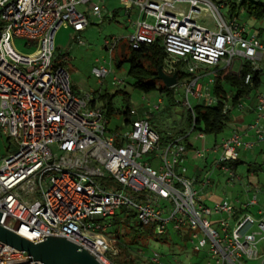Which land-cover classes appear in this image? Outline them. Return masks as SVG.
Masks as SVG:
<instances>
[{
    "label": "built area",
    "instance_id": "2783aa9c",
    "mask_svg": "<svg viewBox=\"0 0 264 264\" xmlns=\"http://www.w3.org/2000/svg\"><path fill=\"white\" fill-rule=\"evenodd\" d=\"M118 1L128 17L135 11L137 20L125 39H105L109 61H99L91 70L99 85L110 74L112 54L122 42L131 49L157 43L166 55L162 71L172 76L173 64L181 62L188 74L174 87L184 89L181 106L193 117L189 97L206 106L217 104L211 93L217 71L238 74L245 62L253 71L261 69L259 32L224 16L223 2ZM103 11L95 0H0V132L16 144L15 151L0 157V213L6 214L0 225L31 242L63 237L99 264H115L111 257L118 253L119 239L105 219L125 209L139 231L151 228L163 236L171 226L173 233L186 235L194 252L206 249L208 263L264 264V206H258L257 195L243 203L222 200L208 206L197 186L200 191L210 188V179L205 175L197 183L183 166L191 145L195 160L213 156V169L227 176V185L241 183L232 165L240 151L264 143V94L255 91L254 118L247 127L255 142L231 131L207 147L205 135L193 131V125L185 135L163 141L148 121L161 99L141 115L129 110L123 126L109 130L97 96L73 93L67 71L53 61L55 34L61 28L80 34L88 26V14L102 18ZM203 13L213 27L199 23ZM15 39L32 52L19 53ZM112 81L121 83L116 77ZM250 81L247 74L244 83ZM242 108L225 100L223 113ZM191 137L200 147L191 144ZM253 207H258L255 215L249 211ZM216 216L220 218L212 222ZM151 262L159 264V256ZM0 264L42 263L0 243Z\"/></svg>",
    "mask_w": 264,
    "mask_h": 264
},
{
    "label": "rangeland",
    "instance_id": "374dc122",
    "mask_svg": "<svg viewBox=\"0 0 264 264\" xmlns=\"http://www.w3.org/2000/svg\"><path fill=\"white\" fill-rule=\"evenodd\" d=\"M99 6H103L102 18H97L88 14V26L80 34L75 35L71 28H61L54 38L55 53L53 55V61L56 64L62 66L69 75L70 88L75 94H86L99 92L101 94H107L112 97L113 113L109 116V130L120 129L123 126V112L125 109L134 110L135 112L142 114L143 111H149L150 106L156 104L159 99L163 104L160 105V110L153 114L150 118L151 126L158 132H165L167 130L175 131L182 127L185 128L184 122L181 120L183 114V107L175 108L173 111H167L165 106L167 104V98L164 94H160L157 91L150 93H143L133 87L134 80L127 75L128 64H122L117 67V62L121 53L125 52V49L119 47L117 52H113L110 62V74L102 79V85L98 84L96 78L91 74V70L94 66L98 65V62L109 61L108 54L104 49L105 39L111 38H123L125 39L133 32V22L137 20V13L131 11L128 17L126 11L120 5L118 0H95ZM216 2H223L225 0H214ZM264 2V0H261ZM181 8L187 11V5H180ZM78 10L83 7H78ZM228 7L221 10V13L228 17ZM117 11V14L113 16L112 12ZM113 16V17H112ZM111 19V20H110ZM238 20L245 25L249 31L257 30L259 32L260 39L264 43V19L256 20L248 18L241 11ZM151 23L152 20H149ZM199 23L213 27L210 18L206 14H201ZM79 41L81 43H79ZM24 41L21 39H15L14 47L22 54L31 53V49H27L24 46ZM173 60H175L173 58ZM176 61V60H175ZM167 65V64H166ZM166 65L164 64L163 69ZM261 68H264V62L260 64ZM173 67L177 69H183V65L173 64ZM235 70H238V66L235 65ZM113 77H116L121 83L113 82ZM264 78V75H262ZM182 80L184 77L181 78ZM259 92L264 94V83L259 87ZM175 99L182 102L184 98V89L180 86L176 87ZM255 91L249 96L241 100V104L244 108L248 107L253 102ZM191 105L197 103L189 97ZM101 106L104 102H98ZM244 113L241 109H233L230 114V121L228 122L223 134L216 137L219 141L222 137L227 136L234 128L235 123L238 122L239 114ZM149 118V116H148ZM177 131V130H176ZM214 138L212 136H205L206 146L210 147L213 144ZM191 144L194 147H200L199 142H195L194 138H189ZM16 150V144L13 139L7 140L0 132V157L8 155V153ZM150 156V155H148ZM206 156V155H205ZM242 156V155H241ZM212 155L206 157L204 160H190L188 157L185 160L183 166L186 169V176L191 178L194 175L195 169H198L201 176H205L210 179L211 192L222 200L233 202L238 196H248L245 187L249 186L247 183H255L257 187V195L259 196V203L264 205V156L257 160L252 158V163L255 162L259 166L256 174H248V165L240 164L237 166L236 173L243 179L244 188L241 184L234 186L227 185V176L221 172L213 169ZM246 163V162H245ZM199 195L202 191L198 192ZM248 193V194H247ZM220 216L212 217L210 220L213 222ZM106 222H111V226L108 231L116 233L119 241L124 243L130 249H128V258L131 260V264H155L151 262V258L157 254L159 256V264H213L208 263L206 259V249L201 252H194L187 241V237L184 234H177L169 231L163 236H157L152 232L149 234H138V237L134 238L131 234V228H135L136 222L134 217L129 219L124 218L123 215L117 214L114 218L105 219ZM216 225H214L215 227ZM216 228V227H215ZM118 250V247H116ZM114 257H111L113 259Z\"/></svg>",
    "mask_w": 264,
    "mask_h": 264
},
{
    "label": "trees",
    "instance_id": "16d2710c",
    "mask_svg": "<svg viewBox=\"0 0 264 264\" xmlns=\"http://www.w3.org/2000/svg\"><path fill=\"white\" fill-rule=\"evenodd\" d=\"M214 1V0H213ZM216 2V1H215ZM228 7L229 16L238 18L240 12L242 11L244 15L248 18H253L256 20L264 19V2L261 0H243L240 4H236L235 0H225L224 3ZM113 16L117 14V11L112 12ZM112 16V17H113ZM111 20V19H110ZM119 47L125 49L124 53H121L119 60L117 62V67L122 64H128L127 75L133 78V87L145 94L157 91L160 94H164L167 98V104L165 109L167 111H173L175 108L180 107L181 102L175 99L176 87L166 88L163 83L156 79L158 69L163 70L164 61L166 59L165 52L163 48L157 44H143L138 49H131L122 42ZM118 48L114 52L118 51ZM56 63V61H55ZM177 62L176 64H180ZM182 64V63H181ZM251 64L245 62L237 73H230L225 70L217 71L214 74V82L211 89L212 95L217 99V104L215 106H206L203 103H197L193 105V117L189 110L183 108V114L181 120L185 124V128H178L175 131L167 130L165 132H158L162 136V140L165 141L170 137L185 135L190 131L192 125L194 127L193 131L203 133L205 136H212L214 138L213 143H215L216 137L223 134L228 122L230 121V112L223 113V105L225 100H229L232 108H235L241 100L249 96L252 92L259 89L261 86L262 75H264V68L258 71H253L251 69ZM177 75V80L179 81L182 77L188 76V74L183 69L175 68ZM247 74H251V81L247 84L244 83V78ZM94 96H97V101L104 102L101 108L105 110V116H109L113 113L112 107V97L107 94H101L94 92ZM224 101V102H223ZM163 104V102L161 103ZM130 109H125L123 112V117L128 116ZM160 110V108H159ZM158 110V111H159ZM148 114V121L154 113ZM141 115V114H139ZM194 118V119H193ZM194 120V124H193ZM191 145H187V151H191ZM239 163L235 162L232 166L235 169ZM254 164H248V174L254 173L259 170V168H253ZM124 218H133V214L125 209L120 210ZM137 226L135 225V228ZM135 228H131V234L134 238L138 237V234H149L151 233V228L139 231ZM118 247L117 255L112 259L115 264H131V260L127 259L129 256L128 247L120 241L116 244Z\"/></svg>",
    "mask_w": 264,
    "mask_h": 264
},
{
    "label": "water",
    "instance_id": "95a60500",
    "mask_svg": "<svg viewBox=\"0 0 264 264\" xmlns=\"http://www.w3.org/2000/svg\"><path fill=\"white\" fill-rule=\"evenodd\" d=\"M156 79L166 88H172L177 83L176 74L168 76L161 68L158 69ZM5 215L0 213V224ZM0 243L23 252L30 261L42 264H99L82 246H77L63 237L44 236L41 240L31 242L0 225Z\"/></svg>",
    "mask_w": 264,
    "mask_h": 264
},
{
    "label": "crops",
    "instance_id": "0c3cea01",
    "mask_svg": "<svg viewBox=\"0 0 264 264\" xmlns=\"http://www.w3.org/2000/svg\"><path fill=\"white\" fill-rule=\"evenodd\" d=\"M242 110L244 111V113H241V115L239 114V116L236 117V118H238L237 119L238 122L235 123V124H233L234 125V128L231 131H236V132L240 133L243 136V140L246 141V142H255L254 135L252 133H250L248 131V129H247L248 125L252 122V120L254 118V104H253V102L250 105H248V107H246V108L243 107ZM262 156H264V143H257L251 150H248V151L242 150V151H240V153H239V159H238L237 163H239V165L240 164H247V165L248 164H254V165H252L253 168L257 169V168H259V166L255 162L252 163V160H253L252 158L254 157V159L257 160L258 158H260ZM188 157L190 158V160L194 159L193 158V153L190 150L187 153L186 159ZM184 163H185V161H184ZM235 169L237 171V166H236ZM199 171H200L199 168L198 169H195L194 175H193V177H191V178H194L197 181V183L203 177V176H201L202 173L200 174ZM242 182H243V179H242L241 183H239V184H241L242 187L244 188L245 186H244V184ZM245 182H246V184L249 185V186H246L245 187V190H246V188L249 190V192H248L249 195L252 194V193H254V194L257 195V192H256L257 191L256 184L255 183H252V184L250 183L249 184V183H247V181H245ZM197 189H198V191H200V188L198 186H197ZM201 191H202V194L199 195V196L202 199H204L205 204L208 205V206L213 205L216 202L222 201V198H219V197L215 196L211 192V189L210 188L203 189ZM248 196H246V198ZM246 198H245V196L242 195V196H238L236 199H238L240 202L243 203V202L246 201ZM257 201H258V206H264L261 203H259V196L258 195H257ZM257 209H258V207H253V208L249 209V211L253 215H255Z\"/></svg>",
    "mask_w": 264,
    "mask_h": 264
}]
</instances>
